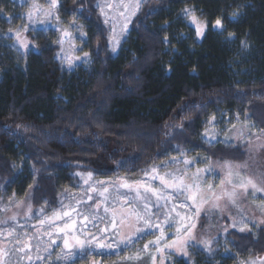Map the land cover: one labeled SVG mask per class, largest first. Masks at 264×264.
<instances>
[{
	"label": "trees",
	"instance_id": "trees-1",
	"mask_svg": "<svg viewBox=\"0 0 264 264\" xmlns=\"http://www.w3.org/2000/svg\"><path fill=\"white\" fill-rule=\"evenodd\" d=\"M99 3L0 0V206L30 197L56 209L86 177L137 176L182 153L240 163L247 141L211 144L209 133L264 135V0H144L116 51ZM47 5L53 26L34 25ZM185 8L207 22L201 39ZM69 23L72 68L59 59ZM207 249L164 264H264V227Z\"/></svg>",
	"mask_w": 264,
	"mask_h": 264
},
{
	"label": "rangeland",
	"instance_id": "rangeland-1",
	"mask_svg": "<svg viewBox=\"0 0 264 264\" xmlns=\"http://www.w3.org/2000/svg\"><path fill=\"white\" fill-rule=\"evenodd\" d=\"M143 2L100 0L113 51ZM56 16L47 5L34 25ZM74 25L62 30L59 59L67 68L79 62ZM224 130H212L209 143L247 141L244 161L182 153L137 176L86 177L61 192L56 209L33 207L30 197L0 206V264H164L191 247L207 251L232 229L264 227V135Z\"/></svg>",
	"mask_w": 264,
	"mask_h": 264
},
{
	"label": "snow or ice",
	"instance_id": "snow-or-ice-1",
	"mask_svg": "<svg viewBox=\"0 0 264 264\" xmlns=\"http://www.w3.org/2000/svg\"><path fill=\"white\" fill-rule=\"evenodd\" d=\"M56 0H52V4L55 5ZM184 16L190 19V22L195 25L196 27V35L197 37H202L204 34V29L207 27V22L206 21H201L197 18L196 14H195V10L194 9H190V8H185L183 10ZM235 15V14H234ZM214 28H222V21L221 19L217 18L213 24ZM232 34H229V38H231ZM165 42H167V38H165ZM247 45H245L246 47ZM85 55H87V53H85ZM249 183H251V181H249ZM127 186V185H125ZM231 196V194H229ZM65 215H67V213H65ZM244 229L242 228L241 231H243ZM65 244H67V241H65Z\"/></svg>",
	"mask_w": 264,
	"mask_h": 264
}]
</instances>
